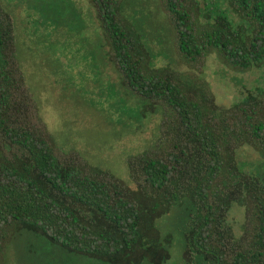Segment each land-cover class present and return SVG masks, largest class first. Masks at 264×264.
<instances>
[{
  "label": "trees",
  "instance_id": "1",
  "mask_svg": "<svg viewBox=\"0 0 264 264\" xmlns=\"http://www.w3.org/2000/svg\"><path fill=\"white\" fill-rule=\"evenodd\" d=\"M122 85L161 114L155 142L126 159L134 187L78 151L59 147L19 59L12 14L0 5V264L28 232L103 264H264V91L221 105L208 81L154 65L126 0H89ZM182 60L202 71L216 52L238 71L264 66V0H160ZM252 168V167H251ZM244 210L237 232L229 221ZM180 209L175 230L159 221Z\"/></svg>",
  "mask_w": 264,
  "mask_h": 264
},
{
  "label": "rangeland",
  "instance_id": "2",
  "mask_svg": "<svg viewBox=\"0 0 264 264\" xmlns=\"http://www.w3.org/2000/svg\"><path fill=\"white\" fill-rule=\"evenodd\" d=\"M0 5L15 19L28 86L59 147L78 151L134 187L126 159L155 142L161 114L145 112L140 99L122 85L106 55L104 29L89 0H0ZM126 11L142 27L155 54L154 65H172L205 78L221 105L231 106L250 92L264 91V66L238 71L216 52L202 71L187 65L177 52L160 0H126ZM239 158L252 171L264 167V156L252 148L241 150ZM178 216L180 209L159 221L163 233L176 229ZM244 219V210L234 206L229 221L237 232ZM179 240L180 235L167 264H182ZM4 264L103 263L23 231L11 237Z\"/></svg>",
  "mask_w": 264,
  "mask_h": 264
}]
</instances>
